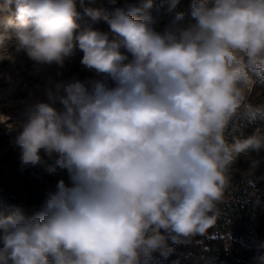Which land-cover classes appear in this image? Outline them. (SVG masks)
Wrapping results in <instances>:
<instances>
[{
	"label": "clouds",
	"instance_id": "9594fccd",
	"mask_svg": "<svg viewBox=\"0 0 264 264\" xmlns=\"http://www.w3.org/2000/svg\"><path fill=\"white\" fill-rule=\"evenodd\" d=\"M139 11L130 0H0V60L15 62L14 41L60 76L78 49L93 73L49 78L22 102L28 119L10 128L21 170L59 168L69 182L31 214L0 218V264L167 259L215 226L240 161L252 175L262 163L264 101L251 94L264 79V0H191V20L176 12L162 29ZM256 251L264 264V242Z\"/></svg>",
	"mask_w": 264,
	"mask_h": 264
},
{
	"label": "rangeland",
	"instance_id": "374dc122",
	"mask_svg": "<svg viewBox=\"0 0 264 264\" xmlns=\"http://www.w3.org/2000/svg\"><path fill=\"white\" fill-rule=\"evenodd\" d=\"M123 2L124 0H119V3ZM130 2L135 3L140 9L138 13L152 16L161 29L173 22L176 12L185 13V18L179 22L180 24H186L191 20V0H184L182 5L175 8H171L167 0L157 3L154 8L153 0H130ZM78 11L81 14V22H91L90 18L84 16L82 9L78 8ZM94 27L101 31L109 30L108 25L102 20L95 23ZM7 48L16 59L14 63L8 59L0 60V116L6 120V123H0V183L10 187L16 198L25 200L31 197L42 205L48 192L55 190L60 179L69 182L68 174L66 170L59 168L54 173L42 167L21 170L20 149L15 144L16 132L10 131V128L12 125L19 126L28 119L25 104L22 102L27 101L30 96H42L49 78L60 80L73 75L85 78L92 76L93 73L84 70L80 65L79 61L83 54L78 49L66 62L65 67L59 69L62 74L57 76L58 69L55 66L40 69L35 67L23 53L16 54L14 41H8ZM260 80L256 78L251 94L254 103L264 101V82H259Z\"/></svg>",
	"mask_w": 264,
	"mask_h": 264
},
{
	"label": "trees",
	"instance_id": "16d2710c",
	"mask_svg": "<svg viewBox=\"0 0 264 264\" xmlns=\"http://www.w3.org/2000/svg\"><path fill=\"white\" fill-rule=\"evenodd\" d=\"M162 1L166 0H153V8ZM183 1L178 0L175 7ZM167 2L172 8V0ZM138 15L143 16L142 13ZM252 127L249 126L247 131L251 132ZM260 158L262 163L254 175L248 170L249 165L243 159L240 161L232 195L220 205L221 216L206 236H197L189 244L174 245L175 251L167 259L154 254L152 264H254L256 245L264 242V153ZM250 180L254 182V188L249 186ZM40 206L31 197L16 198L10 187L0 183V218L21 213L29 215ZM227 233L230 240L225 239Z\"/></svg>",
	"mask_w": 264,
	"mask_h": 264
}]
</instances>
